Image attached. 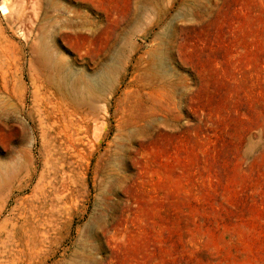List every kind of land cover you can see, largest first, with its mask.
<instances>
[{
    "label": "rangeland",
    "instance_id": "obj_1",
    "mask_svg": "<svg viewBox=\"0 0 264 264\" xmlns=\"http://www.w3.org/2000/svg\"><path fill=\"white\" fill-rule=\"evenodd\" d=\"M0 59V264H264V0H0Z\"/></svg>",
    "mask_w": 264,
    "mask_h": 264
},
{
    "label": "bare ground",
    "instance_id": "obj_2",
    "mask_svg": "<svg viewBox=\"0 0 264 264\" xmlns=\"http://www.w3.org/2000/svg\"><path fill=\"white\" fill-rule=\"evenodd\" d=\"M5 1H6V0H5ZM181 6H182V4H181ZM58 7H59V6H58ZM72 13H73V12H72ZM47 15H48V14H47ZM49 15H50V14H49ZM73 15H74V14H73ZM45 17H46V16H45ZM60 17H62V16H60ZM76 17H77V16H76ZM142 18H144V17H142ZM56 20H57V19H56ZM42 24H43V23H42ZM44 24H45V23H44ZM49 24H50V22H49ZM39 36H40V35H39ZM157 36H158V35H157ZM157 36H156V37H157ZM158 38H159V37H158ZM41 39H42V38H41ZM38 42H39V41H38ZM32 43H33V41H32ZM34 44H35V43H34ZM35 47H36V45H35ZM32 48H33V47H32ZM33 51H34V49H33ZM31 52H32V51H31ZM49 52H50V51H49ZM43 54H44V53H43ZM45 54H46V53H45ZM39 55H40V54H39ZM37 56H38V55H37ZM45 56L47 57L48 54L45 55ZM39 57H40V56H39ZM49 57L53 58L54 55H53V56L50 55ZM47 58H48V57H47ZM29 63H30V62H29ZM29 63H28V64H29ZM1 64H2V61H1V59H0V71L3 70V69H2L3 64H2V65H1ZM30 64H31V63H30ZM30 64H29V65H30ZM32 65H33V64H32ZM35 65H36V64H35ZM30 66H31V65H30ZM29 68H30V67H29ZM32 68H33V66H32ZM55 68H56V67H55ZM34 70H35V67H34ZM36 71H37V70H36ZM59 71H60V69H59ZM109 71H110V69H109ZM40 73H41V72H40ZM2 74H3V73H2ZM68 76H69V75H68ZM112 76H113V74H112ZM99 77H100V76H99ZM113 77H114V76H113ZM100 78H101V77H100ZM100 78H98V77H97V78H94V82H95V81H98V80L101 81V80L103 79V77H102V79H100ZM3 79H4V78H3ZM104 79H105V77H104ZM104 79H103V80H104ZM103 80H102V81H103ZM74 81H75V80H74ZM98 82H99V81H98ZM98 82H97V83H98ZM3 86H4V85H3ZM91 86H92V84H91ZM64 88H65V87H64ZM35 90H36V89H35ZM13 93H14V92H13ZM33 93H35V92H33ZM35 94H36V93H35ZM97 95H98V94H97ZM34 96H36V95H34ZM36 97H37V96H36ZM101 97H102V96H101ZM101 97H100V98H101Z\"/></svg>",
    "mask_w": 264,
    "mask_h": 264
}]
</instances>
